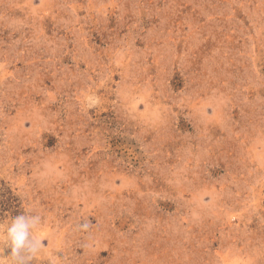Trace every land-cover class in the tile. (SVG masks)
Wrapping results in <instances>:
<instances>
[{
	"label": "rangeland",
	"instance_id": "1",
	"mask_svg": "<svg viewBox=\"0 0 264 264\" xmlns=\"http://www.w3.org/2000/svg\"><path fill=\"white\" fill-rule=\"evenodd\" d=\"M24 212L31 264H264V0H0V226Z\"/></svg>",
	"mask_w": 264,
	"mask_h": 264
},
{
	"label": "clouds",
	"instance_id": "2",
	"mask_svg": "<svg viewBox=\"0 0 264 264\" xmlns=\"http://www.w3.org/2000/svg\"><path fill=\"white\" fill-rule=\"evenodd\" d=\"M42 217L24 212L11 218V222L0 226V264H31L32 260L46 251L40 235ZM87 224L82 227L87 228ZM10 255L4 256V249Z\"/></svg>",
	"mask_w": 264,
	"mask_h": 264
}]
</instances>
